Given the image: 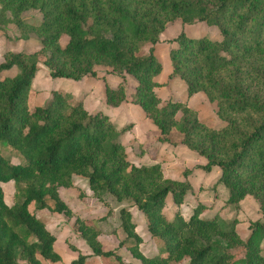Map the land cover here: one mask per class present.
<instances>
[{"label": "trees", "instance_id": "16d2710c", "mask_svg": "<svg viewBox=\"0 0 264 264\" xmlns=\"http://www.w3.org/2000/svg\"><path fill=\"white\" fill-rule=\"evenodd\" d=\"M29 9L41 12L39 24L24 21L22 13ZM175 20L204 22L219 32L215 39L181 30L168 52L171 74L184 81L187 97L203 92L216 103L223 122L218 128L203 123L182 100L161 104L155 91L166 83L158 81L162 66L155 45ZM7 23L16 26L20 38L35 34L40 49L7 51L0 62V72L16 67L13 76L0 75V141L24 158L23 164L13 163L0 154V264H43L38 255L60 260L56 237L36 211L46 208L72 217L59 188L74 187V176L84 177L95 197L107 192L118 203L132 201L144 213L149 233L161 241L157 252L140 251L141 237L127 207L119 210L114 230L121 238L118 245L141 264L184 259L188 264H264L263 220L252 222L242 239L237 219L203 216L202 203L187 219L178 208L171 218L166 215V198L179 207L192 186L167 176L158 161L135 165L129 159L120 134L131 123L118 128L107 114L89 112L82 100L70 101L61 90H53L42 105H28L31 81L41 65L52 77L72 80L97 76V65L109 66L122 76L115 87L104 84V100L112 107L127 101L123 75L131 74L136 83L130 101L156 127L157 140L205 158L200 167L205 172L217 166L213 186L222 183L226 203L238 205L250 196L264 215V0H0V27ZM62 35L68 37L64 45ZM146 43L151 46L140 53ZM11 180L16 200L8 204L1 184ZM74 224L91 254L79 253L68 264H88L92 255L133 264L117 250H104L99 231L82 219L76 217Z\"/></svg>", "mask_w": 264, "mask_h": 264}, {"label": "rangeland", "instance_id": "374dc122", "mask_svg": "<svg viewBox=\"0 0 264 264\" xmlns=\"http://www.w3.org/2000/svg\"><path fill=\"white\" fill-rule=\"evenodd\" d=\"M22 17L25 22L32 25L39 24L42 19L41 12L37 9L24 11ZM181 29H183L187 35L194 37L206 35L215 39L220 38L216 27L209 26L200 21L183 24L180 20H175L166 26L165 30L160 34L159 41L156 43L154 50L162 66L158 79L166 82L157 88V95L160 98L161 104H164L169 98L173 99L172 96H177L181 98L182 101L186 99V86L179 76L171 74V61L168 54L169 49L176 44L173 38ZM18 35L19 30L13 23H7L4 27H0V62L3 61V54L7 51L33 53L40 49L39 38L35 36V34L29 33L27 38H20ZM67 40L68 37L62 35L59 39L60 45H64ZM150 46V43L144 44L140 53H146ZM43 59L44 55H40L39 60L42 61ZM96 69L97 76H91V78L88 76V79H93L94 81L82 83L76 87V82L74 81L78 80L52 77L49 75L47 68L41 65L31 81V90L28 94L29 108L32 109L35 106L44 104L51 96L53 90H61L66 92V98L70 101L82 100L86 94V102L83 104L84 107L90 112L99 110L107 114L109 119L111 120L112 118L111 121L117 127L119 126V128H122L128 121H135L137 123L135 131L139 135L138 138L124 135L128 130L120 134L123 143H126V151L129 154V159L135 165L146 164L152 160H156L161 164L167 176L188 181L192 186V188L186 192L184 201L179 207L172 204L170 197L166 198L164 207L166 215L171 218L178 208L183 218L187 219L192 213L193 208H195L198 203H202L205 205V209L201 213L203 216L209 217L216 215L219 219L226 221L237 219L235 228L241 238L246 239L251 231L249 225L258 219L264 221V215L260 211L258 202L252 197L246 196L238 205L227 204V192L222 183H217L213 186L220 173L217 166H214L210 172H205L200 168L201 165L206 162L205 158L198 156L189 149L187 150L184 146L174 147L165 143L161 144V142L157 140L158 130L151 122L145 120L146 118L142 115L143 110L130 101L131 92L134 90L136 83L135 77L128 73L123 75L124 84L126 85L127 101H125L122 107H112L104 100V84L107 83L109 86L113 87L116 82L121 81L122 76L113 73L109 66L97 65ZM15 73L16 67H13L9 70L1 71L0 75L13 76ZM169 75H171L170 78ZM108 79L112 80L109 81ZM74 89H76V93L73 91ZM80 89H82V91L78 92ZM169 90H173L171 92L172 94H170ZM199 93L200 94L194 95L188 99L190 106L196 110L198 118L208 126L215 128L222 126L223 122L216 114V103L208 101L203 92ZM109 115L112 116L110 117ZM126 140L130 142H125ZM138 140L144 141L143 144ZM142 148V152H139ZM147 149H149L152 155H146L149 158H144V160L141 155L147 152ZM0 154L4 157H8L13 163H24L22 155L17 150L11 148L6 142L0 141ZM74 179V187L59 188V195L71 208L73 213L72 217L52 212L49 209L37 211L38 217L56 236L54 247L60 255V260L57 262L45 260L38 255V258L43 264H68L72 259L77 257L79 253L91 254L89 246L80 237L76 229V225L74 224L76 217L82 219L87 225L101 233L103 249L117 250L122 260L130 261L133 264H141L138 259L132 256L129 249L125 246L118 245L121 238L115 235L116 233L114 230L119 227V210L122 207L132 208L133 218L136 224L135 230L141 237V243L139 244L140 251L145 255H151L157 252L161 241L149 233L144 213L139 211L132 201L127 199L118 203L107 192L103 193L100 198H97L93 195L92 191L88 189L84 177L75 176ZM1 187L4 192L5 201L8 204H12L13 201L16 200L14 197V181L11 180L2 183ZM73 247H76V250L73 249ZM261 247V254L264 257V239L261 242ZM19 263L26 264L24 260H20ZM88 264H118V261L114 257L92 255V257L90 256L88 259ZM172 264H188V259L172 262Z\"/></svg>", "mask_w": 264, "mask_h": 264}, {"label": "crops", "instance_id": "0c3cea01", "mask_svg": "<svg viewBox=\"0 0 264 264\" xmlns=\"http://www.w3.org/2000/svg\"><path fill=\"white\" fill-rule=\"evenodd\" d=\"M184 24V23H183ZM181 30H183V29H181ZM106 69H108V68H106ZM95 70H97L96 69V67H95ZM89 77L88 76H86V77H84V78H82L81 80H78V81H74V82H76L75 83V86L76 87H78L80 84H82V83H87V82H89V81H94L93 79H88ZM90 78H91V76H90ZM110 78V77H109ZM158 78H159V76H158ZM109 81L110 80H112V79H108ZM113 80H114V77H113ZM158 81H160V82H163L162 80H159L158 79ZM115 82H116V80H115ZM119 83V81L118 82H116L115 83V85L113 86V87H115L117 84ZM185 84V83H184ZM186 86V85H185ZM157 88L158 87H156L155 88V91L157 92ZM185 88V87H184ZM161 89V88H160ZM75 93H76V89H74L73 90ZM82 91V89H80V90H78V92H81ZM170 91V94H172L171 92L173 91V90H169ZM91 92V91H90ZM103 92H104V90H103ZM185 92H186V89H185ZM85 93H86V91H85ZM197 94H200L199 92L198 93H195L194 95H197ZM194 95H192V96H194ZM85 96H86V94H85ZM85 96L83 97V99H82V101H83V104H85ZM89 96V95H88ZM191 96V97H192ZM173 98H176V99H179V100H182L181 98H179V97H177V96H172ZM191 97H187V95H186V101L185 100H183L184 102H186L189 106H190V103H189V100L188 99H190ZM87 99H88V97H87ZM187 100H188V102H187ZM125 104V101L124 102H122L121 104H120V106H118V108L119 107H122L123 105ZM88 110V109H87ZM89 111V110H88ZM97 111V110H96ZM99 111V110H98ZM90 112V111H89ZM95 112V111H94ZM142 115H143V117L144 118H146L145 120L146 121H148V122H151V120H149L146 116H145V113L143 112L142 113ZM110 117L112 116V115H109ZM111 120H112V118H111ZM127 123H131L132 124V126L128 129V131L124 134V135H127V136H133V138H138L139 137V135L136 133V128H137V123L135 122V121H128ZM152 123V122H151ZM125 125V124H124ZM118 128H119V126H118ZM156 128V127H155ZM129 141V140H128ZM127 140L125 141V142H128ZM139 141V140H138ZM121 142L123 143V141H122V137H121ZM130 142V141H129ZM128 142V143H129ZM141 144H143V142L144 141H139ZM124 145L126 144V143H123ZM161 144H164V143H161ZM165 144H167V143H165ZM170 145V144H169ZM173 146V145H172ZM177 146H182V145H177ZM177 146H174V147H177ZM125 147H126V145H125ZM188 150V149H187ZM146 155H152V153L151 152H149V149H147V152H144L143 153V155H141V157H143V159L144 158H149V157H147ZM157 155V154H156ZM128 157H129V154H128ZM145 160V159H144ZM152 162H156V160H152L151 162H149V163H146V164H150V163H152ZM220 174V173H219ZM75 177V176H74ZM88 187V186H87ZM61 188H63V187H61ZM89 189V188H88ZM60 190V189H59ZM168 198H169V196H168ZM173 204V203H172ZM44 209H46V208H44ZM129 209V208H128ZM40 210H42V209H40ZM130 210V212H131V214H132V220L134 221V218H133V212H132V208H130L129 209ZM38 211V210H37ZM37 211H36V215H37ZM140 211V210H139ZM38 216V215H37ZM135 222V221H134ZM46 226V225H45ZM47 228V227H46ZM48 229V228H47ZM49 230V229H48ZM51 232V231H50ZM137 232V231H136ZM52 233V232H51ZM112 233H113V231H112ZM116 235V234H115ZM56 237V236H55ZM102 236H101V233H99V235H98V239L100 240V242H101V244H102V238H101ZM56 241V240H55ZM55 243V242H54ZM104 250H113V249H104ZM76 258V257H75Z\"/></svg>", "mask_w": 264, "mask_h": 264}]
</instances>
